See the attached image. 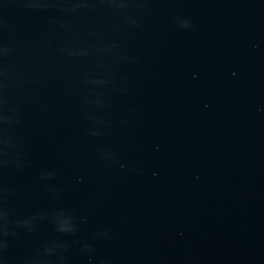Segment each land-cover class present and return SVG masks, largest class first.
<instances>
[{"label": "water", "instance_id": "obj_1", "mask_svg": "<svg viewBox=\"0 0 264 264\" xmlns=\"http://www.w3.org/2000/svg\"><path fill=\"white\" fill-rule=\"evenodd\" d=\"M0 264H264V0H0Z\"/></svg>", "mask_w": 264, "mask_h": 264}]
</instances>
